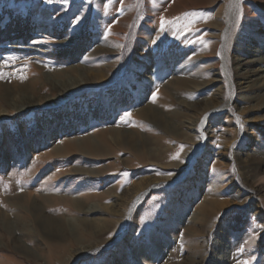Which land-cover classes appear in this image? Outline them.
Wrapping results in <instances>:
<instances>
[{"label": "rangeland", "instance_id": "rangeland-1", "mask_svg": "<svg viewBox=\"0 0 264 264\" xmlns=\"http://www.w3.org/2000/svg\"><path fill=\"white\" fill-rule=\"evenodd\" d=\"M263 34L264 0H0V82L53 99L44 74L93 72L60 104L0 122V210L38 256L0 224V264H219L223 250V264H264V88L259 65L243 67L244 93L236 69ZM146 104L180 119V136ZM90 136L100 150L67 146ZM33 201L58 234L36 231ZM96 203L117 213L82 211ZM68 218L109 225L71 235Z\"/></svg>", "mask_w": 264, "mask_h": 264}, {"label": "bare ground", "instance_id": "bare-ground-1", "mask_svg": "<svg viewBox=\"0 0 264 264\" xmlns=\"http://www.w3.org/2000/svg\"><path fill=\"white\" fill-rule=\"evenodd\" d=\"M263 36H264V34H263ZM256 42H259V41H256ZM259 45L260 44H255V47L250 49V52L247 54V56L245 58L242 57V58L237 59L239 62L237 64L236 69H237V71L238 70L240 71L239 76L242 77L238 81V86H239L241 92H243V93L246 91H249L251 89V87H253L251 85L252 81H250L247 76H245L246 78L243 77V75H246V73H248L247 68H243V67L245 66V64H249V63L259 65L258 69L252 70V71H250V73L257 72V74L254 76L255 80H257L259 82L262 81V83H259V86H260V88H264V50H263L264 47L259 48L258 47ZM72 69H74L73 70L74 73L71 76L66 75V74H64L62 76H60V75L58 76V74H55V73L54 74L46 73L42 76L43 78H42V80H40L42 82V85H44V84L49 85L53 90H55L59 93L58 97L53 98V99H46L45 97H41L40 95L38 96L36 94L37 89H35L36 87L34 84H33L34 86L29 87V86H26V84L23 82H20V83L17 82V83H19V86L17 88L16 87L13 88L4 82H0V99L2 101L0 103V122L4 119L9 118L13 114H19V113L25 112L27 110H31L32 108H38L39 109L42 107H54V106L60 104L61 102H63V99L66 95L71 94L72 92L74 93L81 85H83L84 81L90 77L91 73H93L89 68H86L83 65L77 66V67L75 66ZM242 70H244V71L242 72ZM100 74H101L100 71H98L97 73H94L93 75H100ZM36 84H38V83H36ZM248 98L252 100V97H247V96H245V98H243V100L246 101ZM112 105H113V102H111L108 107L112 108ZM202 109H204V108H202ZM139 114H141L143 117L148 118L149 120L154 121L156 125L163 127V129L167 130L169 133H172L173 136H175V137H179L180 131H181L180 129L185 127L184 126L185 124L180 119L177 120L176 122L173 121L170 123L169 121L174 120L175 119L174 117L171 119V117L169 118V117L163 115V113L160 110H158L155 107H152L149 104H146L144 106V108L141 109ZM187 123L193 125L189 121H187ZM114 132L115 133L111 137V139L113 141L116 140V137H118V139L121 137L122 138L124 137V138H126V141L128 140L127 141L128 143L129 142L131 143L133 149L138 151V144H140L141 142H139L140 139L139 140L136 139L135 135L131 134L130 132H124V133H121L119 131H114ZM146 141L147 140L144 138L143 142H146ZM98 142H99L98 140H96L95 138L90 136L84 140L74 139V140L70 141L67 146L70 148V150L77 149L78 151H81V152H89V153L92 152L93 153V151L96 152V151L100 150V144ZM54 151H55L56 155H61V154L63 155V153L65 152V148L60 147V146H56ZM103 151L105 152L104 149H102V152ZM187 155H188V152H185L184 157H186ZM174 165L178 166L179 163L178 164L174 163ZM257 190L264 197V186L258 187ZM129 193H128V195H129ZM124 194H126V193H124ZM29 203H30V200H28V204ZM74 204H76L77 206L81 205L80 202H75ZM26 205H27V203H26ZM32 209L36 212L35 216L37 219V221H36L37 229L35 227L34 228L36 229V231L38 230L37 232L41 233L44 237H50L52 232H54L56 234H58L60 232L56 221L49 216H45L44 213L42 212L41 206L36 201L32 202ZM104 209L105 210L107 209L106 211L110 212V213H117L115 211V209L104 208V206L102 204H99V203L87 205V207L82 208V211H84L86 214H91V213H94L97 211L101 212ZM108 209H110V210H108ZM102 213H104V212H102ZM200 213L204 214V213H206V210L203 209L202 212H200ZM68 219H72V218H68ZM197 220H199V219H197ZM23 223L25 226L24 228L22 227V229H21L23 231V235H26L28 233V232L25 233V231H24L26 229V227L28 228L29 232L30 231H31V233L34 232V229H32L29 226V224H27L25 222H23ZM62 223H63V221H62ZM64 223L67 224V225L65 224L66 228H67L68 232H71L70 233L71 235H76L77 231H79V228L81 226H84L86 223H91L90 224L91 229H92L91 231H95V232L96 231L102 232V231L106 230V228L109 225L108 224L109 221L105 220V219H97V220H94V219H91V220H88V219L67 220L66 219ZM0 224L7 231L10 238L13 241L17 242L16 248L21 250L23 253L25 252V253H28L29 255H31L32 257L38 258V256L36 254L32 253V251L29 248L25 247L23 244H21L18 241V237H17L18 233L17 232L19 231L18 230L19 228L16 227L14 221H12L10 219L9 215H7L4 211H1V210H0ZM1 245H2V243L0 241V246ZM59 246H61V245H59ZM218 247L220 248L219 250L221 251L223 248L222 242L220 243V246L218 245ZM89 249H91V247L85 248V250H83L81 253L83 254V253H85V251H87ZM60 250H58L57 252H59ZM226 254H227V252L225 250H223L222 255L214 254L215 258L217 257L219 264H223V262L224 263L227 262ZM117 264H121V263L117 262Z\"/></svg>", "mask_w": 264, "mask_h": 264}, {"label": "snow or ice", "instance_id": "snow-or-ice-1", "mask_svg": "<svg viewBox=\"0 0 264 264\" xmlns=\"http://www.w3.org/2000/svg\"><path fill=\"white\" fill-rule=\"evenodd\" d=\"M245 264H247V262H245Z\"/></svg>", "mask_w": 264, "mask_h": 264}]
</instances>
